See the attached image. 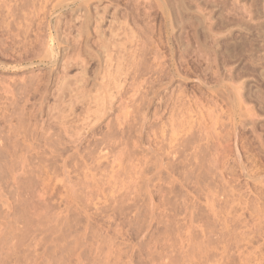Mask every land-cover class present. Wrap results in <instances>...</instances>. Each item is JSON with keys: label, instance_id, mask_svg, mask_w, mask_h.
<instances>
[{"label": "rangeland", "instance_id": "rangeland-1", "mask_svg": "<svg viewBox=\"0 0 264 264\" xmlns=\"http://www.w3.org/2000/svg\"><path fill=\"white\" fill-rule=\"evenodd\" d=\"M0 264H264V0H0Z\"/></svg>", "mask_w": 264, "mask_h": 264}]
</instances>
